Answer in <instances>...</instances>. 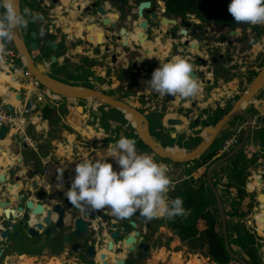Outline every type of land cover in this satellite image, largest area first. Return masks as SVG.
<instances>
[{"label":"water","instance_id":"1","mask_svg":"<svg viewBox=\"0 0 264 264\" xmlns=\"http://www.w3.org/2000/svg\"><path fill=\"white\" fill-rule=\"evenodd\" d=\"M122 2V0H117ZM21 2L22 0H17V7L21 12ZM121 3L119 7H122ZM144 6H149V2H142L139 5L138 15L142 16L141 8ZM94 4L84 8L85 12H92L94 9ZM97 14L95 17L101 19L100 31L96 32L97 45H101L103 52L111 53L110 63H116L117 57L120 51L113 49V44L120 46V49L127 48L129 46L128 40V30L126 25L118 26L116 22H112L110 18L102 17L106 14V10L103 6H98L95 8ZM114 18L118 19L119 14L115 13ZM154 23H158L159 26L150 28L148 22L143 20L139 25L140 30L134 35L132 41L138 46H144L148 40L156 41L159 37L158 27L162 29L164 35H168V30H166L167 25L172 23L174 28L183 27L178 33L174 32L170 35L171 46L168 50L160 52L162 57L151 59V51L149 48L145 49V55L148 59H143L138 63L136 60L132 63V69L135 70L136 75H141L143 68L156 69L160 66V62H167L173 58L181 57L187 59L193 65V77L197 80L199 84L211 85L212 79L205 78L204 72L210 69L212 63H216L222 54L218 57L211 55L213 52H219L221 48L226 44L228 47H232L234 44L240 43V30L231 28L230 24L223 23L228 27L227 35L228 39L219 42L218 35H210L206 27L201 24H197L192 27L188 25L184 18L180 20H173L166 16L152 18ZM94 24L86 26V30H91ZM217 25V22H214ZM71 32L75 33L78 28L67 27ZM82 29L83 27H80ZM193 36V42H182L178 40L175 36ZM37 33L34 30L29 32L28 44L24 42L23 34L21 29L18 30L15 39L13 40L16 48L19 51L21 58L24 60L25 66L31 73L36 77L42 86L47 88L52 93L69 97L78 100H90L98 105H106L113 109H116L122 113L128 123L133 127L134 133L137 135L139 140L144 143L151 151L154 156L160 158H166L177 163H188L193 160L198 159L211 145L220 137L221 133L229 126V124L237 117L244 119L246 123V128L243 132L240 142L226 155L221 158L215 159L207 168L205 175V182L208 188L211 190L215 201L220 218V228L223 238V243L226 252L231 256V258L238 262L239 264H250L248 261L244 260L237 253H235L228 240L227 225L225 221V216L223 212V205L221 203V197L216 188L214 181L212 179L213 169L232 157H234L246 143L249 133H250V117L244 112V108L249 105L255 95H257L264 87V65L258 71L256 76L248 83L245 90L239 95V97L234 101L232 107L224 113L213 126L209 127L207 134L203 136L202 140L190 150H183L181 156H176L174 152L179 149V146L175 143H170L163 146L151 133L149 128V120L144 113L140 112L132 103L127 100L113 97L107 94L103 90L80 86L69 83L73 76L77 74L73 70V74L66 76V81L58 80L47 73V67L50 64L57 62V57L55 54L50 56L49 64H35V53L38 51V43L35 41ZM130 37V36H129ZM104 39V41H103ZM166 38L159 37V44L165 45ZM182 45L181 48L179 45ZM45 46L51 50L55 51L57 48V42L51 39L45 41ZM68 67L72 66V62L67 63ZM194 65L197 67L194 68ZM146 77L151 78V73L146 72ZM97 76L94 75L93 79L96 81ZM145 96V94H142ZM161 97V96H160ZM19 99V97H17ZM161 100L165 104L173 103L176 97L165 96L161 97ZM218 105V102L216 103ZM264 106V101L260 100L256 103V108L261 111ZM5 108L8 112H14V107L7 103ZM97 105L93 106V112L101 113L97 109ZM78 112L83 111V106L78 105L76 107ZM77 119V114L73 113L70 115V121L74 122ZM166 122L170 125L178 124V126L183 125L181 119L169 118ZM194 124L195 131H203L204 127L200 124V119L196 117L192 120ZM7 127H0V140L6 138ZM175 135L172 134V137ZM254 138V137H253ZM26 147V145H23ZM20 160V159H19ZM5 167V166H4ZM4 167L1 165L0 170ZM251 182V179H248ZM259 183L264 182V175L258 179ZM0 183H9L5 186V189L0 191V255L14 252L13 247L16 244V240H19L24 236V234L29 238H39L40 235L49 236L52 234L58 235L62 231L68 232L62 236V241L66 244V249L70 250L72 253L78 255L82 254L86 257V261L94 264H125V259L123 257H112L111 253L117 250L115 245V240H119L120 237L122 244L125 246V251L133 252L136 251L137 258H143L146 256L148 249V244L143 241L141 236V231L136 228V222L131 220L129 225L134 228L131 232L123 227L118 229V225L123 223L125 219H119L111 215L110 211H96V212H83L77 209L73 205L68 209L63 198L64 188L59 184H54L52 189L59 199L54 202L50 201V195L44 193L41 198H37L39 194L38 182L37 180L30 183V188L28 186L27 178H20L15 169H10L5 171L4 174H0ZM46 188L50 189L51 184L46 181ZM14 192V193H13ZM35 192V193H34ZM47 196L48 199L44 197ZM252 197L261 199L264 202V194L257 193L253 191ZM65 198V197H64ZM258 214L263 216L258 218V222L262 223L263 227L260 229V233L264 232V210L260 209ZM138 221H145L143 217H139ZM257 231V230H256ZM106 233L108 240L104 241V251H101L98 241L99 238L103 239V233ZM24 233V234H23ZM73 237V240H72ZM8 255V254H6Z\"/></svg>","mask_w":264,"mask_h":264},{"label":"crops","instance_id":"2","mask_svg":"<svg viewBox=\"0 0 264 264\" xmlns=\"http://www.w3.org/2000/svg\"><path fill=\"white\" fill-rule=\"evenodd\" d=\"M21 31L23 34L24 42L28 44L26 40L27 33L23 29H21ZM71 36L72 35L70 34L69 37ZM77 36H79V34H77ZM28 37H29V34H28ZM134 37H135L134 34L128 37L129 46L125 48L124 50L120 49L119 46L116 47V51L117 52L120 51V52L117 57V62L112 66L116 68L117 71L125 70V68L127 67V63L129 62L125 55L127 51H135V50L139 51L142 55H140L139 57H136L135 60L138 63H140L141 60L148 59V56L145 55L146 48H149L151 51V55H152L151 59L153 58L155 59V57L160 59L162 57L160 52L161 51L164 52L168 50V48H170L171 46L170 39L166 41L165 45H160L159 37L156 38V41L148 40L144 46H138L132 41V38L134 39ZM66 49H67L66 51L67 56L68 54L73 53L75 50L79 51L80 53H83V48L78 43L70 45V47ZM17 52H18V55L20 56L18 49H17ZM86 54H88L90 57L93 56V54H90V52L89 53L87 52ZM34 59L36 62L35 64L44 63L40 56L35 55ZM196 67L197 66L194 65V68ZM146 70L147 68H143L141 75L133 74V76H130V75H127V73H125V75L122 76L121 78H118V75L117 76L111 75L110 77L113 79V81L109 84L108 83L109 78L103 79L104 73L100 71L97 68V66H95L94 74H96L100 78V80L99 82L94 81L93 75H91L90 77L92 78L90 79L91 80L90 82L95 86L94 88H97L98 86L100 88H97V89H100V90L102 89L103 91L104 89L101 87H104V86L107 88H116V90H118L120 93L127 92L129 89L132 91V94L129 96V98H131V101H133L132 103H136L138 105L140 104L139 96H141L142 94H145V96L143 97L148 102H146L144 106L146 109H149L151 111L152 108H154L156 99L159 100L161 97L155 93H152V92L149 93V91H146L148 88V85L146 82L151 79V78L146 77L145 74L146 72H148ZM28 71L30 72L31 75H33L30 70ZM47 73L49 74L50 72L47 71ZM211 76H212L211 71L207 70L204 72V76L202 77L211 78ZM234 81H236V79L234 80L231 78L229 81V84L232 85ZM243 81H244V78H243ZM213 82L214 80H212V83ZM100 83L103 85L99 86ZM244 83L246 84L245 87H247L248 85L247 79H245ZM134 84H138V85H134ZM140 86H142L144 89H139ZM207 86L208 85L206 84H200L201 91L198 94V96H196L193 99H181L179 97H176V100L173 103L167 104L165 115L162 120V126H163V131L169 134L171 138H176L177 135L182 132L191 134L194 138H196L197 136H201L202 135L201 131L198 133L197 131H195L194 124H192V120L199 116V115L197 116L198 111H201L202 109H204V108H201L203 104L206 105L210 101H213L215 104V107L218 105L220 107H223L225 105L222 102H219L220 104L218 103V105H216L217 102L215 100L216 99L215 90L211 88V90L207 93V90H206ZM35 90H36L35 87H32L31 85H29L28 79L26 77L21 76L19 73L18 74L10 73L6 70L4 65H0V97L4 99L6 103H9L13 107L16 108L20 103L28 101V100H32L34 97V93L36 92ZM231 91L233 93L230 95V97H232V100H234V95L238 93V90L234 88ZM17 97H19V99ZM204 98H206V101H204ZM73 100H78V99H73ZM260 100L264 101V87L257 95H255L253 101L244 108V112L249 117L257 110L256 103ZM89 102H93V101L79 100V103H83V104H79L83 106V111L78 112L76 109L75 113L77 114V119L74 122L63 120L62 118V121L65 123L66 127L60 131V135H61L60 139L51 140L50 147L48 150L49 152L47 153V155L40 156L41 168L39 167V169L34 168L32 161L28 159L24 155V153L26 154V152L28 153L30 150H32L38 154L37 145L41 143L40 137L42 138L47 137V133L50 130V125L46 119L42 118V112L40 113V116L38 118L33 119L34 124L32 122L26 130L27 135L30 137V142H24L22 140H18L15 131L7 129L6 138L4 140H0V166L1 165L3 167L5 166L3 170H0V174H4L5 171H9L10 169H15L17 171V174L20 175V178L28 179L29 188H30V183H32V181L34 180H37L38 182L37 194H39L37 198H41L44 193H47L48 195H50V199H52V202L59 199L55 193V190L52 189V186L56 184L55 182H53V178H51L52 176H47L43 174V164L42 163L45 157L49 156L51 158L53 162V167L50 170H53L54 174H57V173L65 174L67 172H73L75 171V167L77 163L82 162L83 160L88 159V158H91L95 162L97 159L100 158V155H103L106 152L108 145L110 146L111 144L115 143L121 137V136L114 137L113 136L114 133L110 134L111 129H114L117 126H121V128L125 130V133L129 131L128 126H130L133 129V127L131 126L130 123H128L127 120H126V123H123V122H120L119 120L108 119L105 125H102V123L100 122L101 113H98V112L94 113L92 110L93 105H89ZM93 103L97 104L95 102ZM59 106L61 105H58V106L53 105V106H50V108L58 109ZM64 107L68 109V111H71L70 106L64 105ZM96 109L99 112H102V110L104 111L108 110L106 105L105 106L97 105ZM187 112H188V116H184V113H187ZM199 114H200L199 119L201 121V119H204L206 114H203L201 112ZM189 115L191 117H189ZM169 118L181 119L183 121V125H180V126L175 125V124L170 125L166 122V120ZM235 120L244 121V119L240 117L235 118L233 121ZM233 121L221 133L220 137L211 145L215 148L216 151L218 148L219 141L228 134V132L230 131V126H232L233 124ZM204 123L210 124L206 120ZM125 133L123 134L124 136H125ZM172 134L175 136L172 137ZM162 136L164 137L163 133H162ZM99 137H103V138H99ZM199 142L200 141L196 142V145ZM23 145H26V147H24ZM195 146H193L192 148H194ZM215 152L209 158H206L203 160H196L194 163H192V164H196L195 167H192L190 171H187V173H181L182 175L181 176L179 175L180 177L178 178V180L181 183H183L185 180L198 179L201 176V173L204 167L208 165L210 161L218 159V157L215 156ZM236 157L239 160V165L245 170V173H246V180L243 186L246 192L250 193L251 195L253 191H256L257 193L261 192L264 194V182L262 183L258 182V179L261 177V175H264V127H261L259 129H251L249 133V137L246 143L244 144V146L242 147V149L234 157L226 161H223L222 163L217 165L212 171L213 181L215 182L216 180L219 181L220 176L219 174L214 176L213 174L214 171L220 170V167L222 165H224L226 162H229L231 166V172L229 174L230 180L229 182H227L228 183L227 185L229 186L230 189L233 190V192H234V187H232V183L234 184V181H233L231 174H232V169L234 165V159ZM106 162L111 163L115 171L118 172L120 170L119 165L111 157H107ZM248 179H251L252 181L249 182ZM46 181H48L51 184L50 189L46 188L45 186ZM7 185H9V183H0V191H1V188L2 190L5 189V186ZM64 193H63V198H61L62 201H64L65 200L64 197H66ZM44 198L48 199L47 196H45ZM253 199H254L253 201L254 206L250 214L248 215L246 224L247 222L250 223L251 227H253L254 231L257 233L258 232L256 231L257 228L259 227L261 229L263 227L262 223L258 222V218L263 215L258 214V211L260 209L264 210V202L258 198L253 197ZM163 220H164V223L160 224L155 234H153L150 237V241L152 242L154 241V239H157V241L159 240L160 242L163 243V241L166 238L171 237L172 239L170 240V248H173V246L182 245L180 240L177 237H174L172 235L171 231L169 230L166 224V219L163 218ZM257 235L260 237L259 239L260 243L264 245V232H262L261 234L257 233ZM195 237L198 240L200 252L206 255L207 240L205 239L204 236L201 235V233H196ZM33 239L34 238H29L24 234L22 238H20L19 240H16L18 242L13 247L14 252L12 254L6 253L8 255H6L5 257L4 264H18V261H16L18 258H21V261H22V258H24V260L28 261V264H47L46 261L48 259L44 260V258L48 256L57 257L50 253L51 247L47 249L46 246L42 247L44 248V252H41V253L39 252L41 254L40 256H39V253L35 254L33 251V244L35 241H33ZM107 240H108V236L104 232L103 239H101V241L99 242V247L100 249H102L101 251H104V248H103L104 241H107ZM63 244L65 243L63 242ZM64 246L66 247V244ZM185 249H186V246L182 245V250L181 251L179 250V252L175 253V252H172L171 250H167L166 248L159 246L157 247V249L154 248V250L150 253L149 258L145 261L144 264H158V262L160 261L165 262L167 259L168 260L166 264H189V263H193L190 261L192 258L195 259L198 262V264H207V260L210 259L209 256L206 255L205 256L206 258H204L199 253H197L196 255L188 254L189 257L186 258L183 252L185 251ZM66 250L67 249H64L59 255H65ZM20 251H24L25 253L20 254ZM46 251L48 254L44 255ZM261 252H264V250H261ZM113 254L115 253L113 252L112 255ZM116 254L120 255L121 253H116ZM32 259L35 261L30 263L29 260H32ZM173 260L175 261L179 260L180 262L178 261L176 263H173L174 262ZM48 264H58V262L55 261L54 259L53 260L51 259Z\"/></svg>","mask_w":264,"mask_h":264},{"label":"trees","instance_id":"3","mask_svg":"<svg viewBox=\"0 0 264 264\" xmlns=\"http://www.w3.org/2000/svg\"><path fill=\"white\" fill-rule=\"evenodd\" d=\"M164 2L166 10L175 15H179L181 13L183 14L189 11H196L199 13L201 21H225L230 23L233 28L241 27L244 37L243 40L246 42V45L242 48V50L250 48L254 43L259 42L261 37L264 35V31L261 30L263 26L261 25L236 23L234 21L228 12V4L230 3V0H164ZM247 28H252L251 33L247 31ZM50 53L51 51L45 47V51L41 55L44 63H50L48 59ZM263 65L264 54H260L255 59L254 67L247 73L246 79L248 83L251 82ZM125 73L126 71L121 72L118 75V78L124 76ZM91 75L92 74L87 75L89 79L76 75L70 82L94 88L95 86L90 82V79L92 78L90 77ZM51 76L58 80L66 81L65 77L58 76L56 73H51ZM112 81L113 79L109 76L108 83L110 84ZM244 89L245 88H241L239 93L234 95V100L237 99L238 95L242 93ZM104 92L120 99H127L132 94V91L129 89L127 92L120 93L116 90V88H108L104 90ZM59 100H71V98L60 97ZM146 102L148 101L142 95L139 96L140 104L137 109L145 114L149 120L150 133L163 146L175 143L182 150L177 149L176 151L183 152V150H189L195 146L196 142L201 141V136L194 138L191 134L185 132L178 134L176 138H171L169 134L163 131L162 126V120L165 115L167 104H165L163 100L156 99L154 109L150 111L144 106ZM229 106L217 107L216 112L209 113L208 123H215L224 113L227 112ZM106 107L108 110H102L100 115V122L102 125H105L108 119H115L126 123V119L121 112H118L111 107ZM75 112L76 109L68 111V109L64 107L63 103L58 107V109L50 107H44L42 109V118L48 121L50 130L48 131L46 138L40 137L41 143L37 145L38 154L32 150L28 153L26 152V154L24 153V155L32 161L34 168L39 169L40 156L47 155L51 140L61 138L60 131L66 127L62 118L63 120L70 121V115ZM205 112L206 111H202L201 113L205 114ZM128 129L129 131L125 133L124 137L131 138L136 141L137 152L139 154L143 152L151 153V150L139 140L133 129L130 126H128ZM198 132L200 131H197V133ZM162 133L164 134V137L162 136ZM215 151V148L211 146L196 160L209 158ZM157 160L166 162L170 168L180 167L196 161L193 160L188 163H177L160 157H157ZM213 161L214 160L210 161V163L202 170L201 176L198 179L185 180L183 183L179 182V184L174 186V190L169 192L168 195L170 199H174L176 197L183 199V206L187 210V215L178 216L173 220L166 219V224L172 235L177 237L182 245H185L188 252L192 253V255H196L200 252L198 240L195 236L196 233H201V235L207 240L206 255L210 257L214 264H233L236 261H234L225 250L220 222L208 199V186L205 182V175L208 166ZM231 176L234 181V184L232 183V187H234L236 197L230 201L231 206L225 210L226 215L230 218L229 226H227L229 245L235 253H237L244 260L248 261L250 264H263L260 250V247L262 246L259 241L260 237L254 231L253 227L246 224L248 215L254 206V199L252 195L246 192L243 188L246 180V173L239 165L237 157L234 159ZM214 184L216 185L215 181ZM44 246H46V242L41 245V247ZM63 250L64 244L62 236L59 234L54 241L53 248L50 249V253L54 256H58ZM24 253V251H20V254Z\"/></svg>","mask_w":264,"mask_h":264},{"label":"clouds","instance_id":"4","mask_svg":"<svg viewBox=\"0 0 264 264\" xmlns=\"http://www.w3.org/2000/svg\"><path fill=\"white\" fill-rule=\"evenodd\" d=\"M228 12L236 23L264 25V0H230ZM43 20L41 14L27 8L21 13L17 0H0V65L5 63L6 45L15 39L18 30ZM45 34L41 28V38ZM193 72V65L185 58L160 62L146 82V91L161 97L193 99L201 91ZM107 157L119 165L118 172L106 162ZM168 172L166 164L139 154L136 141L121 135L95 162L88 158L76 164L75 176L64 194L71 205L86 213L102 210L119 219L139 214L147 221L173 220L186 216L187 210L182 198H169L174 185Z\"/></svg>","mask_w":264,"mask_h":264},{"label":"flooded vegetation","instance_id":"5","mask_svg":"<svg viewBox=\"0 0 264 264\" xmlns=\"http://www.w3.org/2000/svg\"><path fill=\"white\" fill-rule=\"evenodd\" d=\"M149 2V6H144L141 8L142 10V16L140 17L138 15L139 11V5L142 2ZM123 4L122 7H119L120 4ZM94 4L93 11L92 12H85L84 8L87 6H90ZM103 6V8L106 10V14L102 17L110 18L111 21L116 22L118 26L126 25V28L128 30V35L131 36L132 34L136 35V33L140 30L139 25L143 20H146L148 22V26L150 28L159 26L158 23H154L152 21V18L162 17L166 16L173 20H180L182 18L185 19L186 23L188 25H191L192 27L196 26L197 24H201L204 27L207 28L208 33L210 35L217 34L218 35V41L223 42L228 39L227 34L228 27L223 25V23L230 24L225 21H219L217 22V25H214V22H204L201 21L199 17V13L196 11H189L185 13H181L179 15H175L171 12H168L165 7L164 0H122V2H118L117 0H22L21 2V13L24 12V9H29L32 13H39L44 17V20L41 22L36 23H29L27 28H23V30L27 33L26 36L28 37V34L31 30L36 31L37 37L35 41L38 43V51L35 53L36 56L42 55V53L45 51V41L48 39L54 40L57 42V48L55 51H51L49 54L50 56L55 54L57 57V62L53 65L54 73L57 75H60L62 77H65L69 74H73V70L77 72V76H81L83 78H88L87 75L94 74V67L97 66V68L104 73V78L107 79L109 76H117L121 72L126 71L127 75L133 76L136 75L135 70L132 69V63L135 61L136 57H139L142 55L139 51H127L125 53L128 63L125 70H116L112 65L110 64V58L111 53H105L102 50L101 45H97V36L96 32L100 31L102 29L101 27V19L98 17H95L97 14L95 8L98 6ZM118 13L119 18L115 19L114 14ZM94 24L91 30H86V26ZM74 27L78 28L75 33L71 32L69 28L67 27ZM83 27L82 29L79 28ZM166 30H168V35H164L162 32L161 27H158V36L160 38H166L168 40L170 38V35L174 32L178 33L183 27L180 25L177 28H174L172 26V23L165 26ZM231 27V26H230ZM43 28L45 30V36L41 38L40 36V30ZM233 28V27H231ZM234 29L240 30L239 38L240 43L244 42L243 40V32L241 27H237ZM70 34L72 35L71 37ZM79 34V36H77ZM128 36V37H129ZM26 37V38H27ZM29 38V37H28ZM178 40L182 42H193L194 37L193 36H184L179 35L175 36ZM31 39L29 38V41ZM243 40V41H242ZM29 41L27 43H29ZM104 41V39H103ZM105 42V41H104ZM75 43H78L83 48V53L80 55V60L76 62H72V66L68 67L67 63L69 62L65 58L67 57L66 51L70 45H73ZM239 43V44H240ZM181 48L183 47L181 44L179 45ZM116 46L113 44V49H115ZM120 47V46H119ZM47 48V47H46ZM231 47H228V45H224L219 52H213L211 55L214 57H218L219 54H222V57L217 60L216 63H212L210 65V69H207L208 71H211L212 76L211 79L214 80L215 77H218L220 74V70H222V73H226L228 66L227 64L230 61V55H229V49ZM66 49V50H65ZM125 49V48H124ZM123 49V50H124ZM93 54V56H89L88 54ZM39 54V55H38ZM62 57V58H61ZM59 58H61L63 63H59ZM66 60V61H65ZM149 73L152 74L153 69L147 68ZM75 75V76H76ZM97 76V75H96ZM74 77V76H73ZM97 82H99L100 78L97 76L96 78ZM209 86V85H208ZM214 89V88H213ZM242 164V163H241ZM225 190H228L227 188ZM65 206L70 209L71 204L65 197V200L63 202ZM141 217L139 214L134 215L130 219H125L123 223H120L118 225V229H121L123 227H126L130 232L134 229L129 225V222L131 220H134L136 222V228H138L141 231V236L144 242L148 244L147 254L143 258H137L136 257V251L128 252L125 251L124 245L122 244L121 240L122 237L119 238V240H115V245L117 246L116 253H121L120 257H123L125 259V264H144L145 261L149 258L150 253L157 247H159L158 243L160 242L157 239H154V241H150V237L155 234L156 230L161 224V219H153L151 221H138V218ZM64 234H68L66 231L60 232V235L63 236ZM106 234V233H105ZM104 236V233H103ZM58 237V235L52 234L49 236L40 235L39 238H34L33 241V251L35 254H38L39 252H44V248H40V246L46 242V247L49 249L50 247L53 248L54 241ZM73 240V237H72ZM98 241H101V238H99ZM18 241H16L17 244ZM99 244V242H98ZM65 245V244H64ZM65 247V246H64ZM66 249V247L64 248ZM39 253V255H41ZM66 254H74L70 250H66ZM76 255V254H74ZM6 254L0 255V264H4ZM76 259L82 263V259L86 260V257L82 254L76 255Z\"/></svg>","mask_w":264,"mask_h":264},{"label":"rangeland","instance_id":"6","mask_svg":"<svg viewBox=\"0 0 264 264\" xmlns=\"http://www.w3.org/2000/svg\"><path fill=\"white\" fill-rule=\"evenodd\" d=\"M261 26H263L261 28V30L264 31V25H261ZM247 31L251 33L252 28H247ZM225 36H227V34H225ZM26 40L28 42L29 41V38L27 37ZM245 45H246V42L245 41L242 42V43H240V44L237 43V44H234L228 50L229 51V55H230V57H229L230 58V61L227 64L228 66H226V67H228L226 73H222V70H220V74L218 75V77H215L214 82L212 83V85L206 87L207 93L211 90V88H214L215 93H216V96H215L216 97V99H215L216 102H218V103L219 102H222V103L225 104L224 106H226V107L230 105L228 107V110L232 107V105H233V103L235 101V100H232V97H230V95L233 93L231 90H233L234 88H236L238 90V93H239L240 89L243 88V87H245L246 84L244 83L243 78L246 77L248 71L251 70L254 67V62H255V59L258 57V55L264 54V35L261 37V39H260L259 42L254 43L250 48H247V49H243L242 50V48ZM80 55H81V53L79 51H76L75 50L73 53L68 54V56L65 59L68 60L69 62H76V61L80 60ZM250 57H252V58H250ZM61 58H59V60H58L59 63L60 62L63 63L62 60H61ZM53 65L54 64L50 65V67L49 66L47 67V71L50 72L49 73L50 75H51V73H54L53 68H51V67H53ZM243 66H244V68H243ZM58 76H60V75H58ZM231 78L234 79V80L236 79V81H234L232 85L229 84V81H230ZM224 80H226V81H224ZM69 83H71V82L69 81ZM71 84H73V83H71ZM74 85H80V84H74ZM102 85L103 84L100 83L99 86H102ZM134 85H138V84H134ZM97 88H100V87L97 86ZM101 88H103L104 90L108 89L105 86L104 87H101ZM139 89H144V88L142 86H140ZM149 93H151V92L149 91ZM124 100H127L130 103L133 102V101H131V98H129V97L127 99H124ZM204 101H206V98H204ZM132 104L136 108L139 106L136 103H132ZM217 107H220V106L218 105V106L215 107L214 102L213 101H210L206 105L203 104V106L201 108H204V109H202L201 111H198V113H197V116L198 115L200 116V114H199L200 112L206 111L205 112L206 116L204 117V119H201V121H200V124L204 127V130L201 131L202 138H203V136L206 135L207 130L209 129V127H211V126L214 125V123L207 124V123H204V122H205V120L208 121V114L209 113H213V112H216L217 111L216 110ZM153 109L154 108H152V110ZM118 112H120V111H118ZM184 116H188V112L187 113H184ZM199 116H198V118H199ZM189 117H191V116L189 115ZM175 125H178V124L176 123ZM111 133H114L113 134L114 137H120L121 135H123L125 133V130L122 129L121 126H117L114 129H111L110 134ZM141 154L150 155V156L153 157V159L157 163H163V164H166L167 165L166 162H162V161L157 160V156H154L152 154V151H151V153L143 152ZM192 163H194V162H191V163H189L187 165H182L180 167H172L171 169L167 165L168 168H169L168 175L171 177L172 182H175L173 184L174 186L177 185V184H179L180 181L178 180V178L182 175L181 173H187V171H190V169L192 167H195L196 164H192ZM39 167L41 168V162H40V166ZM230 172H231V166H230L229 162H226L224 165H222L220 167V170H218V171L215 170L214 173H213L214 176H216L217 174H219V176H220V180L219 181L216 180V185L215 186L218 189V192H219L220 197H221V203L223 205V212H224L225 221H226V225L227 226H229V220H230V218L226 215L225 210H227L231 206L230 201L233 198L236 197L235 196V192H233V190L230 189L229 186L227 185L228 184L227 182H229V180H230L229 179L230 178V176H229ZM174 180H176L177 182L174 181ZM219 187H221L222 190ZM226 188L228 190H225ZM208 199H209V201H210V203H211L214 211L216 212V214L218 216V219H219V222H220V218H219V214H218V210H217V206H216V201H215V198H214V196H213V194H212V192H211V190L209 188H208ZM50 200L52 202V199H50ZM163 223H164V220L162 218V224ZM247 225L248 226H251V224L248 223V222H247ZM257 233L260 234V230L259 229H258V232ZM171 239H172L171 237L170 238H166L163 241V243L162 242H159L158 245L161 246V247L166 248L167 250H171L172 252H175V253L176 252H179V250L181 251L182 250V245H177V246H173V248H170V240ZM263 248H264V245H262V247H260V250H264ZM47 251L44 253V255L45 254L46 255L48 254ZM183 252H184V256H186V258L189 257L188 254H192V253L188 252L187 248ZM112 253H111V256L112 257H120V255H117L115 251H114L115 254L112 255ZM198 253L201 254L202 257L206 258L203 253H201V252H198ZM76 258L77 257L74 254H72V255L71 254H69V255L68 254H65V255H59L57 257H49L48 256V257L44 258V260L48 259L46 261L47 264L50 262L51 259L52 260L54 259L55 261H57L58 264H94V263H91V262L86 261L85 259H82V263H80ZM261 258H262V262L264 264V252H261ZM167 260L165 262L160 261V262H158V264H166L167 263ZM16 261H18V264H28V261L24 260V258H22V261H21V258H18ZM34 261L35 260H33V259L32 260H29L30 263H32ZM173 261H174V263H176L179 260H176V261L173 260ZM190 261L193 262V263H189V264H198V262L195 259H193V258ZM207 264H214V262L211 259H209V260H207ZM233 264H239V263L238 262H234Z\"/></svg>","mask_w":264,"mask_h":264},{"label":"built area","instance_id":"7","mask_svg":"<svg viewBox=\"0 0 264 264\" xmlns=\"http://www.w3.org/2000/svg\"><path fill=\"white\" fill-rule=\"evenodd\" d=\"M3 65L8 72L14 74L19 73L21 76L26 77L29 85L36 88L33 99L20 103L16 108L14 107L15 109L12 113L7 111L5 108L7 103L0 97V127L6 126L7 129L15 131L18 140L30 142V137L27 135L26 130L32 122L34 124L33 119L40 116L44 107H50L53 105L58 106L63 103L70 106L71 110H74L76 109V106L80 104L79 100L73 99L60 101L59 98L63 96L52 94L51 91L42 86L36 77L31 75L26 68L24 60L18 55L13 41L6 45L5 63ZM245 79L246 78L244 77V81ZM92 103L93 102H89V105H98ZM245 126L246 123L243 120L233 121L228 134L219 141L217 151L215 152L216 157L219 158L226 155L240 142ZM261 127H264V106L261 111L256 110L250 115V128L259 129ZM42 164L43 174L52 176L51 178H53V182L61 185L64 188V192L67 191L75 176V171L67 172L65 174H54V171L50 170L53 167V162L49 156L44 158ZM174 183L175 182H173V184Z\"/></svg>","mask_w":264,"mask_h":264},{"label":"bare ground","instance_id":"8","mask_svg":"<svg viewBox=\"0 0 264 264\" xmlns=\"http://www.w3.org/2000/svg\"><path fill=\"white\" fill-rule=\"evenodd\" d=\"M174 154H175L176 156H181V155L183 154V152H177V151H175ZM258 229L260 230L259 227L257 228V231H258ZM260 234H261V233H260ZM115 258H116V257H115ZM173 263H174V262H173Z\"/></svg>","mask_w":264,"mask_h":264}]
</instances>
